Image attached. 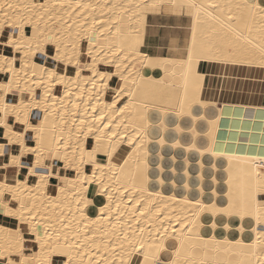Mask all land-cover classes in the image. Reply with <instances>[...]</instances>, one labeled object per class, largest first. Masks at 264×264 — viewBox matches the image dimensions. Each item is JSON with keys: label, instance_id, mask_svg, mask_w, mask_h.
Returning a JSON list of instances; mask_svg holds the SVG:
<instances>
[{"label": "bare ground", "instance_id": "bare-ground-1", "mask_svg": "<svg viewBox=\"0 0 264 264\" xmlns=\"http://www.w3.org/2000/svg\"><path fill=\"white\" fill-rule=\"evenodd\" d=\"M62 2L91 7L73 12L60 8ZM158 2L0 0V119L12 129L6 134L0 124V157L9 158L0 167L11 169L3 172L0 185L13 189L7 200L0 198V212L16 221L15 226L0 223V258L5 259L0 264H20L24 259L34 264H68L69 257L73 264L89 260L145 264V255L147 264H154L153 256L168 264L175 258L174 245L181 249L180 264L185 256L191 257L189 264L205 260L256 264L257 257L250 251L237 255L241 249L233 246L237 241L250 245L264 233V222L257 224L254 216L240 210L246 185H254L255 173L264 167V14L253 10L249 16L247 9L236 7L256 0H191L196 8L154 11L136 7ZM169 2L164 0L165 5ZM193 28L197 49H211V54L194 59L189 68L185 52L192 45ZM89 36L96 39L90 42ZM112 41L129 52L136 49L131 55L125 53L129 62L135 60L136 86L131 87V79L128 85L137 96L125 119L135 124L140 135L125 137L121 129L118 138L102 142L101 147L113 154V165L129 161L120 185L107 189L86 184L84 196L73 199L72 185L64 180H75V168L65 167L62 146L52 154L47 149L57 148L51 143L53 135L71 137L75 147L78 132L88 131L80 127L86 113L95 105V114H100L125 86L116 68L123 57L96 64L98 71L112 74L104 82L106 88L98 79L95 88L89 82V43L95 54L97 44ZM107 58L113 60L111 53ZM52 72L54 79L48 75ZM128 103L126 96L117 107ZM35 111L38 117H33ZM37 128L43 129L41 155L21 156L16 134L22 135L25 148H35ZM80 139L88 151L96 146L95 136ZM67 155L71 159L72 153ZM96 159L106 165L107 152L96 153ZM85 167L91 177L92 166ZM109 194L111 215L105 208ZM78 199L90 203L77 205ZM257 199L264 200V193ZM145 208L148 211L142 216ZM61 213L69 221L70 213L75 216L67 229L61 227ZM191 221L195 223L190 225ZM77 232L80 242L73 239ZM73 245L80 255L76 247L70 250Z\"/></svg>", "mask_w": 264, "mask_h": 264}, {"label": "snow or ice", "instance_id": "snow-or-ice-1", "mask_svg": "<svg viewBox=\"0 0 264 264\" xmlns=\"http://www.w3.org/2000/svg\"><path fill=\"white\" fill-rule=\"evenodd\" d=\"M3 6L0 5V8ZM9 8H11V5H8ZM35 7V5H33ZM45 5H40V8L43 9ZM53 7H56V5H53ZM60 8H68L72 9L73 12H76L77 10L80 9H86L91 7L88 4H81L77 3L73 5L72 3H60L59 4ZM116 7V6H113ZM136 7H142L144 10H155L157 8H162V7H170V8H184V7H189V8H196L197 5L192 3L191 0H180V2H177V0H170V2L165 5L164 0H159L158 3H153V4H143V5H136ZM203 7V6H201ZM213 8L218 7V5H212ZM237 8L243 7L244 9L248 10V15L252 16L253 15V10L258 11L262 14H264V0H256L255 3L253 4H244V5H236ZM122 8V11H127L126 8ZM73 12H70L69 15H72ZM231 19V18H230ZM262 21H264V16L261 17ZM69 30H71L72 25H69ZM119 32V28H117ZM89 41L91 42L93 39H96L94 36H89ZM73 49H75V43L72 45ZM93 46L91 43H89V51H88V56L91 57L92 63L88 65L89 69L92 72V76L90 77V81L93 84V87L95 88V82L98 79L101 84L104 85V87H107V84L104 83L107 80L112 79V74L110 73H105V72H100L96 68V64L98 62H103V63H112L115 60H121V57H123V60H121V63L116 64L117 68V73L120 75L121 80L125 82V86L123 88H120V91L116 92V97L117 99H114L110 105H105L104 109H107L105 111L104 109H100L99 112L100 114L96 115L95 113L98 112V109L95 105L92 106V112L91 113H86L85 118L80 121V127L81 129L87 128V132L80 131L77 134V139L75 142V147L73 144L70 142L71 137L65 138L63 136L57 137L56 135H53L51 143L57 145L56 149H53L49 147L47 150L49 154H52L53 151L59 152L61 150V147L63 148V151L65 153L64 159L67 161L65 164L66 168L69 167H74L75 168V174L76 178L74 181H68L66 178L64 180L65 184L71 183L72 189L74 190V197L75 199L77 196H84V193L87 191V189L84 187L86 184H91V183H96L101 185L104 188L110 189L112 184H121V176L124 173L125 167L129 163L128 160H125L123 164H112L113 160V154L112 152H108L106 149H103L101 147L102 142L107 139L109 141H112L113 138H118L120 135L121 129L124 131L125 137L134 134L136 138L139 137L140 132L136 128L135 124H129L127 120L125 119L126 116L131 115L132 111V106H134L137 102V96L135 92L130 91L128 81L131 79V87L136 86V80L132 79L136 75L134 65H135V60L129 62L128 61V55H131L133 52H136V49H132V52H129V49L127 47H124L122 45H118L115 41L112 42H106V46L102 44H97L98 51L94 54L92 50ZM113 48H117V52H112ZM264 51V49H262ZM111 53L113 60H109L108 54ZM125 53H128V55H125ZM211 54V49H208L207 51H204L203 48L197 49L196 46V39H195V28H193V38H192V45L189 47L185 55L187 56V64L189 68H191L194 59L198 60L200 58L206 57L207 55ZM75 58V57H73ZM147 59V57H145ZM71 62V61H69ZM77 67H80L79 62H77ZM132 69V71H130ZM127 73V75H125ZM49 78L54 79L55 78V73H49ZM77 77L80 76V72L76 73ZM59 82V81H58ZM43 83L38 85V87H42ZM119 87V85H118ZM128 97L129 103L124 104L123 107H117L119 103L123 101L125 97ZM7 115V108L5 106V116ZM88 115H91V120L89 121L87 119ZM17 119H19V115H17ZM107 121V122H105ZM24 124H27V121H23ZM0 124H3L4 128L8 130L6 134H10L12 132V129L10 125L7 123L6 120L0 119ZM93 129H95L93 131ZM131 129V131H130ZM27 130V129H25ZM38 133V138H37V146L35 148H25L23 146V139L22 135L20 133H17V137L21 142V152L20 155L23 156L25 152H35L37 154V157L41 155V150L45 147L43 143V129L42 128H37L35 129ZM89 135L95 136L96 137V146L92 147L90 151H88L84 146L83 143L80 139L81 136L87 138ZM129 143H132L131 140H129ZM2 147V146H0ZM100 151H106L107 152V158H108V163L105 165L102 161H98L96 159V153ZM71 152L72 157L69 159L67 153ZM77 156L79 159L77 160ZM18 157L14 158L15 161L18 162ZM85 165H91V177L87 175L88 169L85 167ZM99 174V176H98ZM110 174V175H109ZM255 183L253 184H248L246 185V191H245V199L241 203V211L245 212L249 215H252L255 217L256 223L261 224L262 222V216H264V200H259L257 199V195L259 193H264V167L261 168V171L259 173H255ZM41 180H43V177H41ZM123 186V185H121ZM17 188H22V185H17ZM13 189L8 187L7 185H0V198H3L5 194L12 192ZM63 191V189L61 190ZM117 193L119 192V189L116 190ZM127 191V189H125ZM15 198V197H14ZM108 199L110 201L109 205H106L105 208H108V215H111V203H112V195L109 194ZM77 205L84 203L85 206L87 203H90V201H87L86 199H78L76 200ZM139 203V201H137ZM250 205V207H249ZM23 208L24 205H21ZM151 207V205L149 206ZM231 204L229 205V208H231ZM105 208H101L100 212L103 214L105 213ZM116 208L119 209V205H116ZM148 211V208H145L144 212L141 213L143 216L146 212ZM31 215V211L28 213ZM72 215L73 219L72 221H69L67 217L64 216L63 213H61V227L64 229L69 228L70 224L72 222H75V216L74 214L70 213ZM103 219V217H101ZM133 218L134 215H133ZM77 223V228H79V222ZM92 223H96V221H92ZM170 223V221H169ZM190 225L194 224L195 221L189 222ZM183 226V225H182ZM187 231H191V228L189 227L186 229ZM143 231V229H141ZM167 229H164V232L167 233ZM173 233H175L176 229H172ZM256 230L253 229V232ZM157 232H159V229H157ZM18 235V234H17ZM183 235V234H181ZM67 242V237L65 238ZM73 239L76 240L77 242H80V235L77 232L74 234ZM85 240H87V236L85 235ZM85 247H87V244H84ZM182 246V245H181ZM71 247H76L77 254L80 255V250L78 246H70ZM233 247H239L241 249L240 252L236 253L237 255H242L244 254V250H248L251 252L252 256H256V264H264V258H261V255H264V233H261L256 236V238L252 241L250 245H243L240 241L236 242V245ZM141 250L145 248V245L143 243L140 244ZM175 258L170 259L168 261V264H180V255H181V249L179 247H175ZM217 251L219 249H216ZM225 251H231V248H225ZM194 251V250H193ZM260 253L261 255H258L257 253ZM154 264H163V262L159 259L158 256H153L152 257ZM191 260V257L185 256L183 264H189V261ZM148 261V256L145 255V264H147ZM9 264H12L10 261ZM20 264H34V261L24 259L20 261ZM68 264H73V258L69 257ZM88 264H92V260H89ZM97 264H100L98 261ZM192 264H195L193 261ZM201 264H213L211 261H202ZM214 264H233L232 261H227V262H221V261H215ZM237 264H240V262H237ZM251 264V262H249Z\"/></svg>", "mask_w": 264, "mask_h": 264}, {"label": "crops", "instance_id": "crops-1", "mask_svg": "<svg viewBox=\"0 0 264 264\" xmlns=\"http://www.w3.org/2000/svg\"><path fill=\"white\" fill-rule=\"evenodd\" d=\"M38 115H39V112H36V111L33 112V117H38ZM27 135L29 136V134H27ZM8 161H9V158H7V157L5 158L4 156L3 157H0V164H2L4 162H8ZM36 168L39 169L38 167H36ZM4 171L11 172V169L10 168L3 169V168L0 167V178L2 177ZM3 199L4 200H7L8 199L7 194H5V196L3 197ZM3 216L4 215L0 212V221L2 220L0 223L5 224V225H10V226H15L16 225V221L14 219L8 218L6 216L3 217ZM4 261H5L4 258H0V262H4Z\"/></svg>", "mask_w": 264, "mask_h": 264}, {"label": "rangeland", "instance_id": "rangeland-1", "mask_svg": "<svg viewBox=\"0 0 264 264\" xmlns=\"http://www.w3.org/2000/svg\"><path fill=\"white\" fill-rule=\"evenodd\" d=\"M10 121L13 122L14 121V118H12ZM28 134H29L28 137H31L32 136V133L31 132H28ZM32 144H33V142H32ZM7 196L9 197L10 196V193H7ZM29 236H30V234H29Z\"/></svg>", "mask_w": 264, "mask_h": 264}]
</instances>
